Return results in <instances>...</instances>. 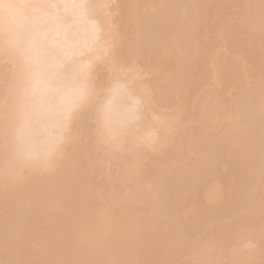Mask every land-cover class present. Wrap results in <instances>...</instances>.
Listing matches in <instances>:
<instances>
[{
	"label": "clouds",
	"instance_id": "clouds-1",
	"mask_svg": "<svg viewBox=\"0 0 264 264\" xmlns=\"http://www.w3.org/2000/svg\"><path fill=\"white\" fill-rule=\"evenodd\" d=\"M258 3L264 11V0ZM137 7L128 0H0V218L6 193L89 176L95 184L85 189L100 202L90 213L95 236L135 232L134 218L121 220L125 208L166 206L168 162L188 121L181 99L154 84L130 38ZM116 186L120 195L112 198ZM21 204L31 208L33 198ZM9 254L0 223V264H264V176L245 187L222 222L172 233L154 257L21 262Z\"/></svg>",
	"mask_w": 264,
	"mask_h": 264
},
{
	"label": "bare ground",
	"instance_id": "bare-ground-1",
	"mask_svg": "<svg viewBox=\"0 0 264 264\" xmlns=\"http://www.w3.org/2000/svg\"><path fill=\"white\" fill-rule=\"evenodd\" d=\"M182 1L183 0L180 2L177 0L176 2L175 0H145L143 2V0H128L130 4L139 6L133 9L130 14V38L135 42L139 50L145 54L143 56L147 58L146 61L149 63L154 84L173 91L181 99L185 108L188 125H191V127L187 126V128L189 127L188 129L186 128L187 130L192 128V124L197 126V128L193 126L190 132L185 129L176 148L174 159L168 162L170 166L174 168L173 179H175L174 174H176L175 177L179 176L177 174H180V177L184 174L185 176H183L185 178L188 172L192 175L196 173V176L194 175L195 178L191 175L193 180L189 173L186 178L190 179L182 182V184L181 181H184L182 177H177V179H180V182L175 179L178 184L180 183L184 186L183 189H186L185 186L187 187L189 182H191V184H189V188L191 189L189 190H192L195 188V184L198 183L195 181L196 177L199 176L201 178L202 175L205 176L204 172L206 176L210 175L206 172H210L212 168V170L217 171L219 168L218 166L220 164V166H223L224 163H227L224 161L227 160L229 165H225L226 169L230 167L229 169L231 170L229 172H234L233 174L236 175L238 174L237 179L241 180V184H234L233 180H236L234 179L236 177L232 178V174L229 179L228 177L225 179H228V181H226L227 183L230 180L233 186H231L230 183H228L229 185L227 183L224 184L225 179L223 177L230 175V173L224 171L226 170L224 169L225 167H221L224 170L219 168L221 173L217 171L218 176H212L213 173H211L210 176L212 178L208 176L210 178H208L209 180L206 179V177L204 178L206 180L202 179L204 180L202 182L198 180L200 179L198 177L197 181L201 184L199 185L198 183V188H195L194 192L188 190V194L185 193L187 189L183 190L182 186L177 187V185L174 184L176 182L172 183L174 185L169 183L167 186H170H166L169 189L167 192H170L171 195L169 194V196H171L172 199L175 196V199L170 200L171 198H169L166 206L159 211H155L152 205H136L125 208L123 210L124 214L121 215V220L127 224L130 219L134 218L136 221L134 225L135 232H125L121 230L113 232L108 236H95L91 233L89 228L90 213L100 206V202L94 198L91 192L85 189V185L95 184L93 177L89 176L83 179L68 178L50 185L34 184L14 193H6L3 197L4 215L0 218V222L2 221L1 223H4V221H6L7 223V225L4 223L3 229L5 241L11 248L9 258L21 262H30L39 259H82L103 258L105 256L119 259L128 258L133 254L154 257L164 250L172 231L173 233L191 230L196 231L201 227L202 221L209 220L203 212V209L206 208L205 210H207V207L211 206V203L207 205L208 202L215 203L218 200V203L221 204L219 201H223L222 199L224 196L225 198L227 196L228 200H231L230 197L235 194H230L232 191H227L233 190L232 187L235 188L232 193L236 192L239 194V192H241L239 191L241 190L240 187L244 188L247 184L255 183L259 186L261 178L264 176V118H262L264 115L261 117V114H264L262 113L264 110V11L261 10L258 0H185L183 1L184 3ZM146 5L149 7L144 8L143 6ZM153 5L157 8H155V11L152 13L150 6ZM175 5L178 6L179 9L181 7L185 8L184 10H182L183 8L179 10ZM166 6H168V10H166ZM172 7L176 8L174 9L176 12L171 11L173 9ZM143 8L145 10H143ZM146 9H148V11ZM230 9L232 11L236 10L232 12ZM229 10L231 12H228ZM237 10L239 12L235 14ZM155 12L160 14L159 19L157 16L158 14L155 16V18H157H154L153 15ZM168 12H173V15L170 14L169 18L168 15L166 16L167 18H164ZM185 12L187 16H185ZM227 12L231 14L228 15ZM176 13L184 16L183 19ZM220 14H224L222 19H228V16L234 15L233 17L236 16V18L231 16L230 19L236 22H231L230 19L228 21L226 19L227 22L222 19L220 21L219 16L222 17ZM151 15L153 16V20H151ZM162 15L164 16V22H162ZM188 16L191 17L190 20H187L189 18ZM208 17L209 19H207ZM215 17L221 22H219L220 25L213 22L214 20L216 22ZM205 19L206 21L209 20L207 22H209L211 27L207 25L208 23ZM155 20H157V22H155ZM152 21L155 22L157 26L154 25L155 23ZM158 22L161 23V25ZM202 22H206L207 24L205 23V25L208 28H205L204 23L201 24ZM213 23L217 25H215L214 28H212ZM147 24L153 25V32L150 31L153 29H149L152 25L149 26ZM200 24L202 27L204 26L203 29ZM209 28H212V34H209L211 33V31H208ZM239 30L244 38H239V36L236 37L237 34L239 35ZM148 32L153 33L152 36L155 37L150 38L149 36H151V34H147ZM145 34L148 38H146ZM144 37L148 41H143ZM231 40H235L234 43ZM229 41H231V45L233 43V46L230 47L228 44L230 43ZM150 44L152 48L150 46V48L148 47ZM156 44L159 45V48ZM183 44L186 45L183 47ZM226 45H229L227 49L225 48ZM154 47H157L159 51L156 50V52ZM223 47L225 51L230 52L229 57L226 58L225 56V59L223 56L227 55V52H224V55H220L221 51L224 50ZM147 48L153 53L145 50ZM187 48L190 49V54ZM159 52L160 54H158ZM153 54L159 57H152ZM222 58L225 61H222ZM209 78L210 81H208ZM250 78L251 81L249 80ZM205 82L207 86H204L203 83ZM198 83L201 86L203 85L202 87L204 88L202 89ZM248 85H250V87ZM197 86H199L200 89V91L198 90L199 92L197 91L198 93L195 92ZM258 118L261 121L257 123ZM252 125H256L257 127L253 128ZM255 128H257V131H255ZM195 129H197L198 133L196 137L199 136V139L207 141V143L205 141L203 143L201 140L200 142H196L198 138H195L196 144L198 143L197 145L202 143L205 147V145L208 146V143H210L208 140L215 137L214 140H218L217 142L212 140V149L215 147H213V145H218L213 151H207L206 149L209 148L205 149L203 145L201 146L202 150L204 149L209 153L208 156L206 151H202L201 148L196 149L197 145L195 143L193 145ZM251 135L252 137H250ZM208 147H210V144ZM257 148L258 151L259 149L262 151L263 157L261 152L260 155L259 152L256 151ZM199 151L202 152L200 153ZM254 153H257L255 154L258 156L257 158L255 155V158L252 155ZM231 155L235 160H233ZM210 156L211 158H209ZM251 156L252 158H250ZM212 157L214 160H212ZM224 157L229 158L224 159ZM218 158L221 159L220 162ZM230 158L233 160V163L231 162L232 165L235 164L232 167ZM215 160L216 162H214ZM236 162H239L238 166H236ZM233 167L236 169L242 167L240 168L242 172L239 171V168L238 171H236L235 168L233 171ZM206 169L207 171H205ZM245 170L248 172L247 174H249L250 178L247 177V174L244 175L246 173ZM185 171H187V173H184ZM223 171L226 173H222ZM214 174H216V172H214ZM219 174L222 177L221 179L224 180L223 183L221 181L218 182L220 177ZM239 174H243L242 177ZM238 176L240 178H238ZM245 176L246 179L244 178ZM213 177L216 179L214 180ZM242 178L244 181H247L246 185ZM248 180H250V183H248ZM205 181L207 183L202 185ZM222 184L224 187H222ZM242 184L245 186L243 187ZM201 185L203 186L202 189ZM174 186H176L177 189H175L176 187ZM226 187L230 190L225 189ZM167 188L166 190H168ZM116 189L119 191V186L110 189L108 195L112 198H118L120 191L117 193L115 191ZM175 190L177 191L176 193L180 191L183 196L179 195L180 192L179 194H175ZM225 190L227 195L224 192ZM115 193H117V195ZM194 193H196V195H194ZM228 193L231 196H229ZM240 194H242V192ZM24 197L33 198L34 204L31 208H26L21 204V200ZM180 198L183 200L184 198L188 199L187 201L184 200V202L186 201L185 203L181 200L182 202L180 204V202H178ZM227 198L224 201H227ZM232 198L235 199L234 196ZM234 199L233 203L236 200ZM189 200L195 204L199 203L202 207L195 205L192 209L191 206H194V204L192 203V205ZM175 201H177V205H183L184 210L182 206H180L181 210H179L180 208L177 206H174ZM188 203L190 206H188ZM224 203H222V207ZM228 203L231 204V201ZM217 205L218 204H216V208L218 209L215 210L217 213L215 212L211 216L212 219L215 215H224L221 211L218 213V210L223 209L224 212V209L226 208L227 210L229 206L225 204L227 207L224 206L225 208H222L221 206L217 207ZM232 205L233 204L230 206ZM196 206H198V208L201 207L198 213H196L198 211ZM212 207L214 211V205ZM212 207L208 208V214L207 211H205L207 216L213 212L211 210ZM194 208L197 211H195ZM190 209L193 211L187 212ZM209 209L212 212H210ZM236 209L237 208L233 207V210ZM201 210H203L202 212L204 215L200 213ZM229 210H227L228 214L232 213L231 211L229 212ZM175 211L178 212L173 214ZM184 211L186 214H189L186 215ZM197 214H201V216L203 215L206 218L203 217L205 218L203 219ZM228 214L226 215L228 216ZM173 215L174 218H170L173 217ZM176 216H178V219H176ZM218 216H216L214 220L222 222L224 219L221 221ZM179 218L182 220L184 219V222ZM216 227L217 230H223L222 223H218ZM167 231L168 233L171 231L170 234H166V237L162 236L165 232L167 233Z\"/></svg>",
	"mask_w": 264,
	"mask_h": 264
},
{
	"label": "rangeland",
	"instance_id": "rangeland-1",
	"mask_svg": "<svg viewBox=\"0 0 264 264\" xmlns=\"http://www.w3.org/2000/svg\"><path fill=\"white\" fill-rule=\"evenodd\" d=\"M144 1H145V0H143V2H144ZM177 1L180 2L181 0H177ZM183 1H185V0H183ZM183 1H182V2H183ZM146 2H147V1H146ZM175 2H176V0H175ZM148 3H149V2H148ZM170 3H171V2H170ZM183 3H184V2H183ZM185 3H186V2H185ZM179 4H180V3H179ZM179 4H178V6H179ZM181 4H182V3H181ZM186 4H187V3H186ZM150 5H151V4H150ZM176 5H177V4H176ZM176 5H175V7H177V9H179L178 6H176ZM183 5H184V4H183ZM143 7H144V8H145V7L147 8V7H149V6L146 5V6H143ZM166 7H167L166 10H168V6H166ZM144 8H143V10H145ZM156 8H157V7H156ZM169 8H170V7H169ZM172 8H173V7H172ZM181 8H183V7H181ZM181 8H180V9H181ZM184 8H185V7H184ZM184 8H183L182 10H184ZM187 8H188V7H187ZM174 9H176V8H173L171 11H175ZM180 9H179V10H180ZM228 9H229V8H228ZM228 9H227V10H228ZM232 9H233V8H232ZM146 10L148 11V9H146ZM156 10H157V9H156ZM179 10H178V13H179ZM182 10H181V12H182ZM186 10H187V9H186ZM230 10H231V9H230ZM230 10H229L228 12H231V11H232V10H231V11H230ZM235 10H236V9H235ZM235 10H233L232 12H234ZM151 11H152V10H151ZM187 11H188V10H187ZM144 12H146V11H144ZM162 12H163V11H162ZM175 12H176V11H175ZM224 12H225V11H224ZM224 12H223V13H224ZM228 12H227V13H228ZM238 12H239V11L237 10V12H235V14H236V13L238 14ZM147 13H148V12H147ZM149 13H150V12H149ZM152 13H153V11H152ZM155 13H156V12H155ZM155 13H154V15L152 14V15L154 16V18H155V16L158 14V12H157L156 14H155ZM159 13H160V12H159ZM168 13H169V14H168ZM168 13H166V15H165V13H164L165 17L162 15V22H164V20H163L164 18H167V17H166L167 15H168V18H169V15L172 14L173 12H172V13L168 12ZM178 13H176V14H178ZM187 13H188V12H187ZM225 13H226V12H225ZM225 13H224V14H225ZM185 14H186V12H185ZM224 14H223V15H224ZM230 14H231V13H228V15H230ZM232 14H233V13H232ZM152 15H151V17H152L151 20H153V16H152ZM159 15H160V14L157 15V16H158V19H159ZM172 15H173V14H172ZM178 15H180V14H178ZM216 15H218V14H216ZM216 15H215V16H216ZM220 15H221V14H220ZM223 15H221L222 17L219 16L220 21H221V19L223 18ZM176 16H177V15H176ZM185 16H187V14H186ZM208 16H210V15H208ZM211 16H212V15H211ZM231 16L233 17L234 15H231ZM231 16H228V19L226 18L227 21L231 18ZM160 17H161V16H160ZM163 17H164V18H163ZM170 17H171V16H170ZM180 17H182V19H183L184 16H181V15H180ZM180 17H179V18H180ZM188 17H189V18H188L187 20H190L191 17H190V16H188ZM213 17H214V16H213ZM225 17H226V16H225ZM156 18H157V17H156ZM156 18H155V19H156ZM215 18H216V17H215ZM233 18H236V16L233 17ZM148 19H149V18H148ZM173 19H174V18H173ZM175 19H176V18H175ZM182 19H181V20H182ZM207 19H209V17H208ZM210 19H211V18H210ZM224 19H225V18H224ZM224 19H222V20H223V21H226V19H225V20H224ZM151 20H150V21H151ZM166 20H167V19H166ZM170 20H171V19H170ZM178 20H179V19H178ZM185 20H186V19H185ZM185 20H184V21H185ZM230 20H231V22L234 21V20H232V19H230ZM235 20H237V19H235ZM168 21H169V20H168ZM205 21H206V19H205ZM207 21H209V20H207ZM207 21H206V22H207ZM220 21H218L217 18H216V22H215V20H214L213 22L216 23V24H217V23L219 24ZM227 21H226V22H227ZM152 22H153V21H152ZM152 22H151V23H152ZM155 22H157V20H155ZM155 22H153V23H155ZM160 22H161V20H160ZM162 22H161V23H162ZM165 22H166V21H165ZM186 22H187V21H186ZM206 22H202L201 24L204 23V25H205ZM210 22H211V21H210ZM235 22H236V21H234V23H235ZM148 23H150V22H148ZM153 23H152V24H153ZM158 23H159V22H158ZM161 23H159V24L161 25ZM170 23H171V22H170ZM172 23H173V22H172ZM184 23H185V22H184ZM207 23H208V24H207ZM207 23H206V24L209 25V27H211L210 24H209V22H207ZM214 23H213V25H212V26H213L212 28H214V26L216 25V24L214 25ZM220 23H221V22H220ZM224 23H225V22H224ZM234 23H233V24H234ZM152 24H150V25L147 24V25L151 26ZM163 24H164V23H163ZM201 24H200V25H201ZM211 24H212V23H211ZM218 24H217V25H218ZM228 24H229V23H228ZM147 25H146V26H147ZM154 25H156V23H155ZM217 25H216V26H217ZM219 25H220V24H219ZM221 25H222V24H221ZM223 25H224V24H223ZM229 25H230V24H229ZM149 26H148V27H149ZM156 26H157V25H156ZM231 26H232V24H231ZM148 27H147V28H148ZM152 27H153V25H152L151 28H149V29H153ZM162 27H163V26H162ZM218 27H219V26H218ZM156 28H157V27H156ZM164 28H165V27H164ZM183 28H184V27H183ZM201 28L203 29L204 26L202 27V25H201ZM205 28H208V27H206V25H205ZM212 28H211V29H212ZM145 29H146V28H145ZM159 29H160V28H159ZM159 29H158V31H159ZM162 29H163V28H162ZM211 29L209 28L208 31H211ZM205 30H207V29H205ZM150 31L153 32L154 29H153V30H150ZM239 31H240V30H239ZM239 31H238V32H239ZM180 32H181V30H180ZM158 33H161V32H158ZM181 33H182V32H181ZM207 33H208V32H207ZM212 33H213V32L211 31V33H209V34H212ZM147 34H149V35L151 34V36L153 35V33H149V32H148ZM145 36H146V34H145ZM151 36H149V37H150V38H154V37H155V36H154V37H153V36L151 37ZM160 36H161V35H160ZM237 36H239V38H240V37H241V38H242V37L244 38V36L241 34V31L239 32V35H238V34L236 35V37H237ZM146 38H148V37L146 36ZM150 38H149V40H150ZM239 38H238V39H239ZM158 39H159V38H158ZM145 40H147V39H145V37H144V38H143V41H145ZM151 40H152V39H151ZM235 40H236V39H235ZM235 40H233V41L231 40V41L234 43ZM147 41H148V40H147ZM147 41H146V42H147ZM231 41H229L230 43H228V44L230 45V47L233 46V43H232V45H231ZM146 42H144V43H146ZM149 42H150V41H149ZM149 42H148V43H149ZM142 43H143V42H142ZM156 43H157V42H156ZM222 43H223V41H222ZM222 43H221V44H222ZM156 45H157V44H156ZM184 45H186V44H183V47H184ZM229 45H228V46H229ZM149 46L151 47L152 45L150 44V45H148V47H149ZM158 46H159V45H157V47H158ZM222 46H223V45H222ZM228 46L226 45L225 48L227 49ZM143 47H144V46H143ZM146 47H147V46H146ZM146 47H145V48H146ZM150 47H149V48H150ZM157 47H156V48L154 47V48H155V49H154L155 51L158 50L159 47H158V48H157ZM186 47H187V46H186ZM186 47H185V48H186ZM149 48H147V49H145V50L150 51ZM151 48H152V47H151ZM185 48H184V49H185ZM187 49H188L189 51H188ZM187 49H186V50H187L188 53L190 54V49H189V48H187ZM223 49H224V47H223ZM152 50H153V49H152ZM143 51H144V50H143ZM158 51H159V50H158ZM141 52H142V51H141ZM150 52H152V51H150ZM156 52H157V51H156ZM156 52H154V53H156ZM222 52H223V53H222ZM224 52L226 53L227 51H225V49H224L223 51H221L220 55H221V54L224 55V54H225ZM144 53H146V52H144ZM148 53H149V52H148ZM152 53H153V52H152ZM152 53H151V54H152ZM229 53H230V52L228 51V52L226 53L228 56H227V55H224L223 58L225 59V56H226V58L229 57V55H230ZM142 54H143V53H142ZM151 54H150V55H151ZM158 54H160V52H159ZM143 55H145V54H143ZM144 57H145V56H144ZM146 57H147V56H146ZM148 57H149V55H148ZM150 57H151V56H150ZM152 57H155V58H156V57H159V56H157V55L154 56V54H153ZM223 58L221 59L222 61L224 60ZM145 59H147V58H145ZM149 59H150V58H149ZM149 59H148V60H149ZM150 60H151V59H150ZM150 60H149V61H150ZM155 60H156V59H155ZM224 61H225V60H224ZM226 62H227V60H226ZM150 63H152V62H150ZM205 80H206V79H205ZM205 80H204V81H205ZM249 80L251 81V78H250ZM249 80H248V82H249ZM252 80H253V79H252ZM208 81H210V78H209ZM197 82H199V81H197ZM206 82H207V81H206ZM206 82L203 83L204 86H207V85H206ZM199 83H201V82H199ZM199 83H198V85H200ZM251 83H252V82H251ZM248 84H249V83H248ZM202 86H203V85H202ZM202 86L200 85V87H202ZM248 86L250 87V85H248ZM249 87H248V88H249ZM194 88H195V87H194ZM203 88H204V87H202V89H203ZM196 89H197V90H196L195 92H197L198 90L200 91L199 86H197ZM199 91H198V92H199ZM198 92H197V93H198ZM235 94H236V93H235ZM262 113H264V110H263ZM262 115H264V114H261V117H262ZM262 118H264V117H262ZM262 118H261V119H262ZM241 119H242V118H241ZM259 121H261V120H259V118H258L257 123H258ZM241 122H242V120H241ZM255 124H256V123H255ZM188 126L191 127V125H188ZM193 126H195V127L197 128V126H196L195 124H192V128H193ZM189 127H188V128H189ZM195 127H194V128H195ZM252 127L254 128V127H257V126H256V125H252ZM188 128H187V129H188ZM192 128H191V129H192ZM249 128H251V127H249ZM253 128H251V129L254 130ZM187 129H186V130H187ZM191 129H189V130H187V131L190 132ZM256 129H257V128H255V131H257ZM255 131H254V133H255ZM192 132H193V131H192ZM251 132H252V131H251ZM194 133H195V134H194ZM194 133H193V134H194V137H193V138H194V140H193V145H194V143L196 144V142H198V141L200 142V140L204 143L205 140H203V139H199V136L196 137V135L198 134V133H197V129L194 130ZM191 134H192V133H191ZM255 134H256V133H255ZM253 136H254V134H253ZM250 137H252V135H251ZM250 137H249V138H250ZM195 138H198L196 142H195ZM215 138H216V137H215ZM215 138H213V139H211V140H208V142L210 141V143H208V146H209V144H210V147H211V148L208 147V146H206V145H205V147H204V145H203L202 143L199 144V145H200V146H199V145H197V144H198V143H197V144H196V145H197L196 149H197V148L200 149L201 146L203 145V147H204L205 149H206V148H209V149H206L207 151H211V150L213 151V149H214V148L216 149V146H218L217 144H216V145H213V147H214V146H215V147L212 149L211 143H212L213 141H214V142H217V141H218L217 139H216V141H215V140H214ZM206 140H207V139H206ZM212 140H213V141H212ZM252 140H253V138H252ZM205 142L207 143V141H205ZM206 143H205V144H206ZM218 143H219V142H218ZM213 144H214V143H213ZM196 145H195V146H196ZM201 150H202V148H201ZM206 150L203 149L202 151H206ZM202 151H199V152L201 153ZM207 151H206V152H207ZM253 151H254V150H253ZM256 151L259 152V154L261 155L262 151H260V149H259V151H258V148H257ZM197 152H198V151H197ZM206 152H205V153H206ZM260 152H261V153H260ZM203 153H204V152H203ZM207 153H208V152H207ZM252 153H253V152H252ZM231 154H232V153H231ZM255 154H257V153H254V154H252V155L254 156ZM208 155H209V153L207 154V156H208ZM232 155H233V154H232ZM232 155H231V156H232ZM233 156H234V155H233ZM233 156H232V158H233ZM255 156H256V155H255ZM255 156H254V158H255ZM226 157H227V156H226ZM226 157H224V159H225ZM257 157H258V156H256V158H257ZM259 157L262 158V157H263V153H262V157H261V156H259ZM209 158H211V156H210ZM212 158H213V157H212ZM220 158H221V157H220ZM228 158H229V157H228ZM228 158H226V159H228ZM232 158H230V159H231V161H230L231 167L235 165V164L232 165V163H233L232 161L235 160L234 158H233V160H232ZM250 158H252V156H251ZM260 158H259V159H260ZM215 159H216V158H215ZM212 160H214V158H213ZM216 160H217V159H216ZM216 160H215L214 162H216ZM218 161L220 162L221 159L218 158ZM218 161H217V162H218ZM222 161H224V160H222ZM219 162L217 163L218 165H219ZM224 162H227L226 164L229 165V162H228L227 160L224 161ZM231 162H232V163H231ZM222 163H223V162H222ZM226 164H225V163H224V165L222 164L223 166H220V165H221V164H220L218 167H219L220 169L224 170V169H226V166H225ZM236 164H237L236 166H238V165H239V162H238V163L236 162ZM228 165H227V166H228ZM215 166H216V165H215ZM236 166H235V167H236ZM216 167H217V166H216ZM221 167H223V168L225 167V168L223 169V168H221ZM235 167L232 168L233 171H234V168H235ZM214 168H215V167H214ZM219 168H218V170H217L218 172H220V171H219V170H220ZM229 168H230V167H228L227 169H229ZM238 168H239V167H238ZM238 168H237V169L235 168L236 171H238ZM240 168H242V167H240ZM240 168H239V171L242 172V170H240ZM212 169H213V168H212ZM212 169H210V172L208 171V172H206V173H208V174H210V175H211V173H213L212 176H213V175L218 176L217 171H216V170H212ZM215 169H216V168H215ZM227 169L224 170V171H227L228 173H230V175H228V176H226V177H223V178L225 179V178L228 177V179H229V177L233 175L232 178H233V177H236V178H234V179H236V180H233V181H234V184H236V183H237V184H241V180H238V179H237V175H238V174H237V175H236V174H233L234 172H233V173H232V172H229L231 169H229V170H227ZM186 170H188V169H186ZM208 170H209V169H208ZM211 170H212V172H211ZM243 170H244V168H243ZM189 171H190V170H189ZM205 171H207V169H206ZM213 171L216 172V174H214ZM224 171H223L222 173L225 174L226 172H224ZM245 171H246V170H245ZM180 173H181V172H180ZM184 173H187V171H185ZM189 173H190V172H188V174H189ZM194 173H195V172H194ZM220 173H221V172H220ZM236 173H237V172H236ZM243 173H244V172H243ZM247 173H248V172L246 171V173H245L244 175H246ZM188 174H187V176H188ZM201 174H202V173H201ZM201 174H200V176H201ZM231 174H232V175H231ZM175 175H176V174H174V178H175L177 181L179 180V182H180V179H179V178L177 179V177H180V174H177V175H179V176H177V177H175ZM183 175H184V174H182L181 177H182V180H184V181H181V184H182V182H185L186 180H189V179H190L189 177H188L189 179H187V178H186L187 176L184 178L185 175H184V176H183ZM191 175H192V174L190 173V176H191ZM194 175L196 176V173H195ZM194 175H192V176L195 178ZM197 175H198V174H197ZM204 175H205V176L202 175L203 178H202V176H201V178L198 176V177L200 178V179H198V180H200V181L203 182L204 180H206V179L209 178L208 176H210V175H207V176H206L205 172H204ZM234 175H235V176H234ZM239 175H241V174H239ZM242 175H243V174H242ZM242 175H241V177H242ZM192 176H191V179H192ZM215 176H214V177H215ZM219 176H220V174H219ZM181 177H180V178H181ZM198 177H196V180H195V179H194V180H195L196 182H198L199 185H200L201 183H200L199 181H197V178H198ZM206 177H207V178H206ZM214 177H213V178H214ZM247 177H249V174H247ZM183 178H184V179H183ZM204 178H206V179H204ZM210 178H212V177L210 176ZM210 178H209V179H210ZM217 178H218V177H217ZM221 178H222V177L220 176L218 182L221 181V182L223 183L224 180L221 179ZM232 178H230V179H232ZM238 178H240V177L238 176ZM244 178L246 179V176H245ZM249 178H250V177H249ZM175 179H173V182H171V185L176 184L177 187L182 186L180 183L178 184V182H176ZM202 179H204V180H202ZM209 179H208V180H209ZM215 179H216V178H214V180H215ZM228 179H227V180L225 179L224 184L227 183L226 181H228ZM174 180H175V181H174ZM192 180H193V179H192ZM237 180H238L240 183H239ZM242 180L244 181L243 178H242ZM190 181H191V180H190ZM210 181H211V180H210ZM235 181H237V182H235ZM245 181H246V180H245ZM245 181H244V184L246 185V184H247V181H246V183H245ZM248 181H249L248 183H250V180H248ZM174 182H176V183H174ZM192 182H193V181H192ZM196 182H195V183H196ZM231 182H232V180H231ZM172 183H174V184H172ZM186 183H187V182H186ZM198 183H196L197 185L195 184V188H198V187H197V186H198ZM206 183H207V182L205 181V183L202 184V185H205ZM228 183H230V180H229ZM228 183H227V184H228ZM189 184H191V182H189ZM189 184H188L187 187L185 186V188H186L187 190H186V189H183L184 186H182V189H183V190H186L187 192L182 191V190H181V191H182V192H185V193H187V194L189 193V191H191V192L193 191V192H194V189H195V188L192 189V190H189V189H191V188H189V187H190ZM219 184H220V183H219ZM231 184H232V183H230V185H231ZM237 184H236V185H237ZM244 184H242L243 187L245 186ZM183 185H184V184H183ZM192 185H193V184H192ZM202 185H201V189L203 188ZM228 185H229V184H228ZM247 185H249V184H247ZM169 186H170V185H169ZM169 186H167V187H169ZM220 186H221V185H220ZM226 186H227V185H226ZM231 186H233V185H231ZM167 187H166V188H167ZM174 187H176V186H174ZM177 187H176L175 189H177ZM192 187H193V186H192ZM222 187H224L223 184H222ZM235 187H236V186H235ZM238 187H239V185H238ZM114 188H115V187H114ZM117 188H118V187H117ZM170 188H171V187H170ZM167 189H168V188H167ZM180 189H181V188H180ZM180 189H179V190H180ZM199 189H200V188H199ZM222 189H223V188H222ZM225 189H229V188L226 187ZM232 189H233V190H230V189H229L230 191H227V192H231V191L233 192L235 188L232 187ZM240 189H241V190H239V191L243 192V190L245 189V187H244V188L240 187ZM188 190H189V191H188ZM237 190H238V188H237ZM115 191L118 193L120 190L118 191V189H116ZM115 191H114V192H115ZM166 191H169V189L166 190ZM171 191H172V189H171ZM195 191H196V190H195ZM200 191H201V190H200ZM174 192H175V194H179L180 191H178V193H176L177 191L175 190ZM224 192H225V194L227 193L226 190H225ZM224 192H223V193H224ZM232 192H231L230 194H235V195L238 194V193H236V192H234V193H232ZM241 192H239V194H240ZM117 193H115V194L117 195ZM185 193H184V194H185ZM169 194H170V192H169ZM187 194H186V196H187ZM228 194H229V193H228ZM230 194H229V196H231ZM239 194L236 195V196L233 195V196L235 197L236 200H235L234 198H232L233 196L230 197L231 200H228V198H227V196H226L227 201H224L226 198H225V196L223 195V196H224V198L222 199L223 201H219V202H221V204L218 203V200H217L216 202L214 201L215 203L208 202L207 205H210L209 203H211V206H209V207H212V206L214 205V207L216 208V204H218L217 207H219V206L222 207V203L226 202V203H224L223 205H224V206H226L225 204H227V206L229 205L228 207L226 206V207L228 208L227 210L230 209L229 212H230V211L233 212V211H235V210H233V207H234V208H238V207H239L238 205H240V198H239V197H241V194H240V195H239ZM170 195H171V194H170ZM179 195H182L181 192H180ZM179 195H178V196H179ZM194 195H196V193H194ZM197 195H198V194H197ZM226 195H227V194H226ZM172 196H173V194H172ZM182 196H183V195H182ZM190 196H191V195H190ZM238 196H239V197H238ZM174 197H175V196H174ZM174 197H173V199H175ZM179 197H181V196H179ZM179 197H178V198H179ZM184 197H185V196H184ZM188 197H189V196H188ZM191 197H193V196H191ZM169 198H171V196H169ZM178 198H177V199H178ZM237 198H238V199H237ZM173 199L171 198L170 200H173ZM187 199H188V198H187ZM187 199L184 198V200H186V201H187ZM189 199H191V198H189ZM233 199L235 200L234 203H233ZM181 200L184 202V200L181 199V198H180V201H178V200H177V201L180 202V204H181V202H182ZM192 200H193V199H192ZM177 201H175L174 206H177L178 208H180L179 210H181V207H180V206L183 207V205H177V204H176ZM186 201H185V202H186ZM189 201H190V200H189ZM193 201H194V200H193ZM229 201H231V204H233L232 206H230L231 204L228 203ZM237 201H238L239 203H238ZM185 202H184V203H185ZM196 202H199V201H196ZM184 203H183V204H184ZM190 203L192 204L193 202L190 201ZM237 203H238V204H237ZM186 204H187V203H186ZM188 204H189V203H188ZM193 204H194V206H191L192 209H193V207H195V205H198V206H201V207H202V205H199V203H198V204L193 203ZM193 204H192V205H193ZM205 204H206V203H205ZM212 204H213V205H212ZM219 204H220V205H219ZM235 204H236V206H235ZM203 205H204V204H203ZM184 206H185V204H184ZM188 206H190V204H189ZM188 206H186V207H188ZM198 206H196L198 211L194 208L195 211H197L196 213H198V212H199V209L201 208V207L198 208ZM204 206H206V205H204ZM204 206H203V207H204ZM224 206H223L222 208H225ZM186 207H185V208H186ZM206 207H207V206H206ZM209 207H207V210H208ZM230 207H231L232 209H231ZM204 208H205V207H204ZM215 208H214V211H213V207L211 208V210H212L213 212L209 209L210 212H212V213L209 212V213H210L209 216L206 215V212H205V211H207V210H205L206 208H205V209L202 208L204 211L201 210L200 213H203V212H204V213H205V216L208 217L207 219H212L211 216L216 212L215 210L218 209V208H216V209H215ZM188 209H189V208H188ZM188 209H187V210H188ZM219 209H220V208H219ZM179 210H178V211H179ZM183 210H184V207H183ZM183 210H182V211H183ZM227 210H226V208L224 209V212H223V209H222V210H221V209L218 210V213H220V211H221L222 213H224V215H225L226 217H225L224 215H222V216L225 217V218H223L222 216H220V214H219V216H218V215H215V216H213V217L216 218V216H218L219 219H221V221H222L223 219H226V218H227V215H226V214H228V211H227ZM232 210H233V211H232ZM236 210H237V209H236ZM178 211H177V212H178ZM192 211H193V210H192ZM192 211H191V209H190V210L187 211V212H192ZM202 211H203V212H202ZM177 212L175 211L173 214H176ZM184 212H185V211H184ZM225 212H226V214H225ZM179 213H180V212H179ZM179 213H178V214H179ZM181 213H182V212H181ZM204 213H203V215H204ZM216 213H217V212H216ZM222 213H221V214H222ZM185 214H186V212H185ZM187 214H189V213H187ZM187 214H186V215H187ZM207 214H208V211H207ZM171 215H172V213H171ZM171 215H170V216H171ZM181 215H182V214H181ZM190 215H191V213H190ZM197 215H200V216H201V214H197ZM203 215L201 216L202 218L205 217V216H203ZM228 215H229V214H228ZM179 216H180V215H179ZM181 217H183V216H181ZM206 217H205V218H206ZM209 217H211V218H209ZM170 218H174V215H173V217H170ZM184 218H185V217H184ZM202 218H201V219H202ZM205 218H203V219H205ZM214 218H213V219H214ZM176 219H178V216H176ZM179 219H180L181 221L184 220V219L182 220L181 218H179ZM172 220H174V219H172ZM180 220H177V221L181 222ZM174 221H175V220H174ZM174 221H173V222H174ZM205 221H206V220H205ZM205 221H202V222H205ZM219 221H220V220H219ZM1 222H2V221H1ZM1 222H0V223H1ZM179 222H178V223H179ZM183 222H184V221H183ZM183 222H182V224H183ZM202 222H201V223H202ZM4 223H5V225H7L6 221H4ZM4 223H2V225H4ZM174 223H175V222H174ZM178 223H177V224H178ZM179 224H181V223H179ZM200 226H201V225H200ZM198 230H199V229H198ZM171 231H172V230H171ZM171 231H169V233H168V231H167V233L165 232L162 236L166 237L168 234H170ZM191 231H192V230H191ZM193 231H194V230H193ZM172 233H173V231L171 232V234H172ZM166 234H167V235H166ZM168 238H169V237H168ZM9 249H11V248L9 247ZM11 251H13V250H11Z\"/></svg>",
	"mask_w": 264,
	"mask_h": 264
}]
</instances>
